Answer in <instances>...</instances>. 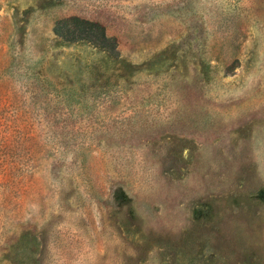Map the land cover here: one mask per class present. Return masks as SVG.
Returning a JSON list of instances; mask_svg holds the SVG:
<instances>
[{"label": "rangeland", "instance_id": "374dc122", "mask_svg": "<svg viewBox=\"0 0 264 264\" xmlns=\"http://www.w3.org/2000/svg\"><path fill=\"white\" fill-rule=\"evenodd\" d=\"M0 264H264V0H0Z\"/></svg>", "mask_w": 264, "mask_h": 264}, {"label": "trees", "instance_id": "16d2710c", "mask_svg": "<svg viewBox=\"0 0 264 264\" xmlns=\"http://www.w3.org/2000/svg\"><path fill=\"white\" fill-rule=\"evenodd\" d=\"M59 27H64V29L69 31L72 35L75 33L77 34L74 38H71L68 34H63ZM55 32L63 36V39L65 40H85L110 53H115V50H117V42L115 38H109L106 35L105 29L100 22L73 17L70 22L63 21L62 23L57 24L55 26Z\"/></svg>", "mask_w": 264, "mask_h": 264}]
</instances>
